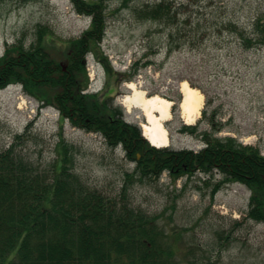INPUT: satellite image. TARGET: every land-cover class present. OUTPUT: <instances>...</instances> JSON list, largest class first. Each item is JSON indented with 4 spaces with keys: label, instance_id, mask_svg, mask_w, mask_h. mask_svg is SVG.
Wrapping results in <instances>:
<instances>
[{
    "label": "rangeland",
    "instance_id": "obj_1",
    "mask_svg": "<svg viewBox=\"0 0 264 264\" xmlns=\"http://www.w3.org/2000/svg\"><path fill=\"white\" fill-rule=\"evenodd\" d=\"M162 1L106 2V31L98 45L118 73L108 76L94 54L86 55L88 91L105 94L108 106L138 127L145 121L142 112L122 105L131 93L128 83L171 101L174 111L165 122L171 149H203L199 135L206 131L264 156V46L248 41L258 39L255 26L264 22V0H166L181 12L168 24L138 15L146 4ZM91 21L77 13L71 0H0V56L19 39L28 49L45 27L43 45L58 54ZM184 81L203 96L193 133L180 131ZM41 103L20 85L0 89V153L13 146L17 155L51 176L63 141L83 184L156 221L157 251L171 249L174 263L264 264V223L249 217L246 185L222 184L212 195L223 179L218 171L140 178L121 145L110 147L102 135L73 126L56 108Z\"/></svg>",
    "mask_w": 264,
    "mask_h": 264
},
{
    "label": "trees",
    "instance_id": "obj_2",
    "mask_svg": "<svg viewBox=\"0 0 264 264\" xmlns=\"http://www.w3.org/2000/svg\"><path fill=\"white\" fill-rule=\"evenodd\" d=\"M71 1L78 14L92 19L89 28L55 55L43 45L46 27L39 28L37 42L28 49L21 39L7 46L0 57V89L21 83L26 94L56 108L73 126L102 135L110 147L121 145L126 158L137 165L140 178H158L163 172L179 178L218 171L223 179L212 187V195L222 184L246 185L252 192L249 217L264 222V156L257 148L213 138L205 131L199 135L205 147L197 152L157 149L141 136L138 126L125 122L117 109L108 106L105 94L85 93L89 52L108 76L117 75L98 45L106 31L109 0ZM137 13L161 24L181 15L166 0L146 4ZM255 28L258 39L248 40L249 44L264 46V22L258 21ZM196 128L182 126L180 131L193 133ZM67 152L61 141L51 176L17 155L13 146L0 153V264H176L171 249L157 251L156 221L83 184Z\"/></svg>",
    "mask_w": 264,
    "mask_h": 264
},
{
    "label": "bare ground",
    "instance_id": "obj_3",
    "mask_svg": "<svg viewBox=\"0 0 264 264\" xmlns=\"http://www.w3.org/2000/svg\"><path fill=\"white\" fill-rule=\"evenodd\" d=\"M127 88L131 93L122 99V105L127 111L135 108L142 112L145 119L142 123L143 136L156 148L168 146L169 138L165 122L170 119L172 103L158 95H146L145 92L137 89L133 83H128ZM180 92L182 96L180 103L182 119L187 125H193L202 108L203 96L185 81L180 85Z\"/></svg>",
    "mask_w": 264,
    "mask_h": 264
}]
</instances>
